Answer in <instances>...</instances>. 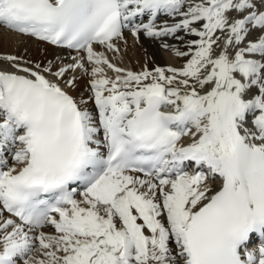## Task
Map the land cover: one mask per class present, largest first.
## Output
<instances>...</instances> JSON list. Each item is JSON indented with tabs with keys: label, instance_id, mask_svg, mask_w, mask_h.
Returning a JSON list of instances; mask_svg holds the SVG:
<instances>
[{
	"label": "snow or ice",
	"instance_id": "obj_1",
	"mask_svg": "<svg viewBox=\"0 0 264 264\" xmlns=\"http://www.w3.org/2000/svg\"><path fill=\"white\" fill-rule=\"evenodd\" d=\"M0 264H264V0H0Z\"/></svg>",
	"mask_w": 264,
	"mask_h": 264
},
{
	"label": "bare ground",
	"instance_id": "obj_2",
	"mask_svg": "<svg viewBox=\"0 0 264 264\" xmlns=\"http://www.w3.org/2000/svg\"><path fill=\"white\" fill-rule=\"evenodd\" d=\"M127 39L128 45L124 49V56L122 62L125 66L129 68L138 70L141 64L144 63L146 53L148 56L154 54L156 63L159 65L174 64V62H177L178 64L182 63L179 58L175 57L174 53L161 49L160 45L154 41H148L142 37L140 42L137 43L134 42L131 36H128ZM141 45H143V47H141ZM24 47H27L28 51L35 55L37 52L38 45L35 40L28 39L25 41V45L22 46L20 50L23 51ZM39 48L41 55L44 54L43 50L46 49L49 58H51L54 53L67 55V51L65 49L57 48L51 45L42 44L39 45ZM2 50L12 51L14 50V44L12 46H9L7 43H5V46ZM83 84L84 82H82L81 89L74 91L73 95H77V93L83 89Z\"/></svg>",
	"mask_w": 264,
	"mask_h": 264
},
{
	"label": "rangeland",
	"instance_id": "obj_3",
	"mask_svg": "<svg viewBox=\"0 0 264 264\" xmlns=\"http://www.w3.org/2000/svg\"><path fill=\"white\" fill-rule=\"evenodd\" d=\"M174 64H178L177 62H174Z\"/></svg>",
	"mask_w": 264,
	"mask_h": 264
}]
</instances>
